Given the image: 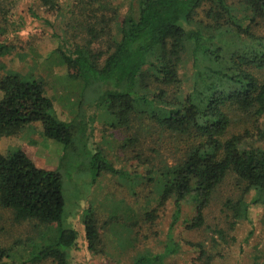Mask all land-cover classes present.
Here are the masks:
<instances>
[{
    "label": "trees",
    "instance_id": "obj_1",
    "mask_svg": "<svg viewBox=\"0 0 264 264\" xmlns=\"http://www.w3.org/2000/svg\"><path fill=\"white\" fill-rule=\"evenodd\" d=\"M40 1L45 7L54 5V0ZM93 1L89 3L107 5L106 0ZM107 12L113 14L117 33L90 31L96 39L105 35L106 46L96 51L59 46L58 53L70 78L84 81L86 91L95 94L93 102L111 127L131 133L129 148H137L148 127L155 154L147 158L150 168L145 176L118 168L98 151L93 133L59 117L44 83L6 76L0 82V140L41 123L44 136L63 150L53 171L39 168L22 148L0 151V206L13 210L18 220L58 229L52 243L27 254L13 256L0 248V261L74 264L78 233L64 217L71 204L69 217L73 209L79 211L83 198L69 202L65 183L70 171L84 169L93 176V185L106 174L149 184L143 221L151 223L170 212L162 252L141 254L129 264H177L175 259L188 255L184 264H210L203 244L185 241L178 231L207 225L206 213L232 175L243 193L237 201L227 200L224 210L235 222L247 218L250 205L264 204V80L257 75L264 71V0H130L123 16L116 9ZM238 110L253 117L257 132L229 135ZM133 130L137 134L132 136ZM161 145L166 156H161ZM251 192L255 195L248 202ZM82 220L88 251L98 255L104 241L92 208ZM219 235L224 239L226 232Z\"/></svg>",
    "mask_w": 264,
    "mask_h": 264
},
{
    "label": "rangeland",
    "instance_id": "obj_2",
    "mask_svg": "<svg viewBox=\"0 0 264 264\" xmlns=\"http://www.w3.org/2000/svg\"><path fill=\"white\" fill-rule=\"evenodd\" d=\"M112 1L108 3L106 0L104 4L107 5L102 6L103 3L90 4L93 0H54L53 7H45L40 0H0V48L4 47L0 53V82L6 76L16 74L23 81L44 83L46 95L54 101L56 112L62 120L84 127L88 134L93 133L98 151L118 168L145 176L150 168L147 158L155 156L151 151L153 141L148 136V127L144 126L137 148H129L131 133L125 128L111 127L109 118L93 102L95 94H90L89 89L86 91L84 81L70 78L67 66L58 53L59 46H80L92 51L106 46L105 35L96 39L91 37L90 31L99 34L104 30L109 34L113 30L117 33V25L110 21L113 14L108 13L107 9H116L117 14L123 16L130 2ZM101 6L107 8L98 9ZM185 72L191 76L189 68ZM257 75L264 80V71ZM3 96L0 89V102ZM232 117L229 135L246 130L257 132L253 117L248 113L238 110L234 111ZM134 133L137 134L136 130H133L132 136ZM12 148H22L39 168L47 171L58 168L63 150L62 145L44 136L41 123L27 126L20 136L0 140V151ZM142 151L144 158L136 159ZM160 151L161 156L168 153L164 145ZM74 172L72 170L66 174V198L72 202L82 197L83 201L79 211L73 209L70 217L68 212L74 204L67 207L64 217L66 225L78 233L74 264H129L141 254L162 252V236L169 225L170 212L168 210L157 221H143L149 201V184L140 178L130 184L106 174L93 185V176L86 170ZM235 182L232 175L219 189L215 202L206 213L205 227L194 231L180 229L177 235L185 241L202 243L208 252L207 257L212 258L210 264H264V204L250 205L247 218L235 222L231 212L224 210L227 200L237 201L243 193L236 188ZM76 185L78 189L75 190ZM254 195L253 192L249 193L247 201L250 202ZM89 208L93 209L104 241L98 255L89 253L85 237L82 219ZM233 222L236 223L234 228ZM50 227L41 226L34 220H18L13 210L0 206V248L10 251L13 256L19 251L27 254L30 250L52 243L57 238L58 229L56 226ZM219 231L226 232L224 239ZM190 257L177 258L175 262L184 264V260ZM0 264H7V261L2 259ZM34 264L55 263L44 261Z\"/></svg>",
    "mask_w": 264,
    "mask_h": 264
}]
</instances>
